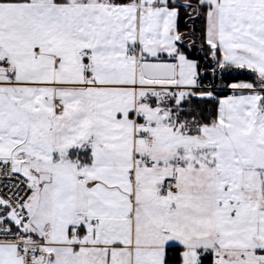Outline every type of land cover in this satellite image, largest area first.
<instances>
[{
    "label": "snow or ice",
    "instance_id": "1",
    "mask_svg": "<svg viewBox=\"0 0 264 264\" xmlns=\"http://www.w3.org/2000/svg\"><path fill=\"white\" fill-rule=\"evenodd\" d=\"M0 264H264V0H0Z\"/></svg>",
    "mask_w": 264,
    "mask_h": 264
}]
</instances>
